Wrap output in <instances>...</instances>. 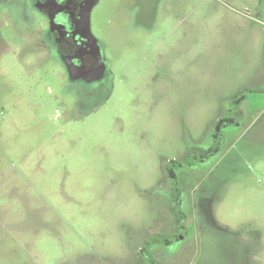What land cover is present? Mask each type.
Instances as JSON below:
<instances>
[{"label":"rangeland","instance_id":"374dc122","mask_svg":"<svg viewBox=\"0 0 264 264\" xmlns=\"http://www.w3.org/2000/svg\"><path fill=\"white\" fill-rule=\"evenodd\" d=\"M145 1L87 6L108 72L91 98L68 78L53 15L36 0H0V264L129 257L162 229L165 161L207 145L241 95L224 161L209 178L180 173L184 212L204 200L213 222L200 247L194 229L176 245L187 252L153 248L161 264H264V0Z\"/></svg>","mask_w":264,"mask_h":264},{"label":"flooded vegetation","instance_id":"af4514ba","mask_svg":"<svg viewBox=\"0 0 264 264\" xmlns=\"http://www.w3.org/2000/svg\"><path fill=\"white\" fill-rule=\"evenodd\" d=\"M94 0H36V5L47 15L51 24V35L56 45L57 51L64 58L67 67V75L70 80H80L88 86L92 87L91 98L102 95L107 88V68L102 63L97 52L95 42L92 39L87 24V6ZM137 8H143L149 5L145 0H136ZM59 15H65L61 18ZM58 17V19H56ZM246 95H241L232 103L231 116L219 117L215 127L211 132L207 145H190L184 153H179L165 161L163 165V174L166 184L159 188L162 193L163 202L161 207L164 209V215L160 221V231L153 230L147 234H142L138 243L131 246V254L123 259L119 264H161L156 258L167 257L153 248V245L171 247L173 254L183 253L190 249L176 247L178 241L182 240L186 235H193L194 229L197 231L199 247L201 239L204 237L205 228L210 221L207 206L202 208L201 204L205 201L197 200L190 206L194 209L188 217L182 208L180 173L184 169H193L197 175L208 176L213 174L214 170L220 165L227 153H222L224 146L234 140L235 132H228L229 125L241 129L240 117H244V102L248 101ZM229 109V110H230ZM238 109V110H237ZM246 135L241 132L239 139ZM214 168V169H213ZM213 169V170H212ZM212 170V171H211ZM201 185L205 193H210L213 188L209 189L207 180ZM199 187V188H200ZM198 188V189H199ZM156 189L152 191L155 193ZM206 225V226H205ZM198 247V251L199 248ZM160 248V247H159ZM185 249V250H184ZM174 257V256H173Z\"/></svg>","mask_w":264,"mask_h":264}]
</instances>
